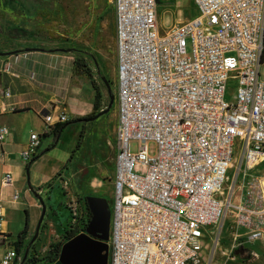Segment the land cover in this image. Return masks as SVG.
<instances>
[{"label": "built area", "instance_id": "1", "mask_svg": "<svg viewBox=\"0 0 264 264\" xmlns=\"http://www.w3.org/2000/svg\"><path fill=\"white\" fill-rule=\"evenodd\" d=\"M192 1L198 14L162 33L159 0H111L118 120L109 264H217L220 240L209 259L205 241L227 214L235 229L224 251L230 259L236 249L264 241V79L257 59L264 0ZM229 78L238 80L233 103L225 99ZM42 116L48 128L69 121L66 113ZM8 133L0 128L1 142ZM236 138L245 164L223 199ZM41 146L42 135L32 132L23 161L29 163ZM13 180L6 173L3 185ZM62 181L70 191L69 179ZM68 195L70 230L87 233L86 202ZM19 197L16 192L13 199ZM4 216L0 201V226ZM34 256L42 258L32 247L25 259L10 248L0 264H32L26 260Z\"/></svg>", "mask_w": 264, "mask_h": 264}, {"label": "rangeland", "instance_id": "2", "mask_svg": "<svg viewBox=\"0 0 264 264\" xmlns=\"http://www.w3.org/2000/svg\"><path fill=\"white\" fill-rule=\"evenodd\" d=\"M196 14L197 10L192 0H159L160 31L165 33L173 25L186 22ZM33 49L57 51L66 60L67 65L70 62L73 64L76 57L82 59L105 90L106 103L103 110L107 109V112L94 121L69 125L62 133L57 145L45 153L47 156L35 165L32 171L30 169L27 171V163L24 162L26 170L24 183L26 182L29 186L38 181L41 182L42 188L40 189L47 188L49 200L54 205L51 216L61 225L60 230L65 229L71 216L68 209L70 203L68 194L70 191L77 192L76 189L79 188L82 192H90V196L94 193L96 197L106 200L112 216L115 198L118 105L116 102L117 49L111 0H0V53H6L0 55V59L5 62L10 59L9 65H11L16 62L15 59L19 55H28V52ZM3 64L6 65V63ZM261 70L264 79V64ZM237 92L238 80L229 78L225 99L230 103L236 102ZM32 117L33 121L39 125L38 127L43 130L46 123L42 114L34 109ZM34 130H37L36 127ZM30 133L27 134L28 138ZM41 135L44 148H46L52 142V137ZM81 135H83L81 146L76 149ZM150 148L154 149L153 143L150 144ZM137 150L138 143L135 141L132 143V151ZM242 150V142L236 138L235 159L229 173V180L224 187L223 199H227L230 194L234 177L242 161ZM73 152V158L66 167ZM244 164L242 162L241 168ZM55 168H61L62 173L70 179V191L64 188L63 177L60 174L52 176ZM261 168L264 169V165ZM256 172L257 169L252 170L251 174H256ZM93 177L99 179L100 185H103L99 187L94 184V187H99L97 190L90 188V181ZM237 192L238 189L235 194ZM89 195L77 194L81 198ZM233 201L237 202L235 196ZM233 226L234 217L227 214L223 223L209 229V235L212 238L205 241L208 245L205 250L208 259L214 250L215 241L219 239L220 246L216 247L214 257L217 264H246L248 260H256L251 254L244 255L243 261L232 260L228 253L224 254V251L228 252L231 246L232 235L229 231ZM42 227L45 226L41 224L38 232L42 230ZM49 233L50 236H47V233L42 235L43 244L38 251L40 255H45L52 245L58 243V235L61 237L63 235V233L56 235L51 231ZM253 247L258 252H262V241H255ZM259 262L251 264H259ZM51 264L61 263L57 260Z\"/></svg>", "mask_w": 264, "mask_h": 264}, {"label": "crops", "instance_id": "3", "mask_svg": "<svg viewBox=\"0 0 264 264\" xmlns=\"http://www.w3.org/2000/svg\"><path fill=\"white\" fill-rule=\"evenodd\" d=\"M15 60V63L9 65L11 63L10 59L7 62L0 59V128L6 126L9 130L5 140L0 141V201L5 211L0 226V261L8 249L14 248L13 243L25 227L27 214L29 232L25 240L26 245L36 235L43 215V207L46 208V213L41 222L42 226L45 227H42L36 241L30 246L36 252L43 244L42 235L44 233L50 236L49 232L51 231L57 235L63 233L64 230V228L60 230L61 225L59 222L52 219L51 211L54 205L49 200L50 196L47 195V188L40 189L42 188L40 186L41 182L38 181L29 184V186L26 185V182L24 183L26 170L22 153L30 139V136L27 137L28 132L46 133L48 135L52 128H48L46 124L43 130L39 128V125L33 121L32 112L37 109V113L52 114L55 117L60 113H66L70 121L92 113L96 96L92 81L86 76L75 75L73 64L70 62L67 65L66 60L57 51L33 49L28 52V55H19ZM3 63H6V65ZM93 80L101 90V110H103L106 103L104 100L106 93L103 86L98 83L96 76H93ZM7 90L11 92V97L5 96ZM11 106L16 108L14 112L9 110ZM34 127L37 129L36 131ZM44 146L42 141L39 152ZM45 156L47 154H43L36 160L31 165L30 170L32 171L33 167ZM6 173L13 174L12 185H3V178ZM52 173V176L60 174L63 178L69 179L62 173L61 168H55ZM72 181L74 182V180ZM99 182H101L99 179L93 177L90 181L91 190H93L92 188L97 190L102 187L103 185L101 186ZM94 184L99 187H94ZM76 190L78 193L75 192V195L79 193L90 194V192H82L81 188ZM16 192L20 194V197L14 200L13 196ZM39 196L43 199L44 206ZM91 196L96 197L94 193ZM229 233H231L233 241L235 229L232 228ZM58 236L57 240L59 242L61 236ZM261 241L262 252H258L253 247L254 243L245 245V253L248 256L251 254L256 259L248 260L246 264L259 261V264H264V241ZM26 247L20 254L22 258ZM232 260L243 261L240 255H235Z\"/></svg>", "mask_w": 264, "mask_h": 264}, {"label": "water", "instance_id": "4", "mask_svg": "<svg viewBox=\"0 0 264 264\" xmlns=\"http://www.w3.org/2000/svg\"><path fill=\"white\" fill-rule=\"evenodd\" d=\"M6 53H0L5 55ZM106 110L101 111L99 115H103ZM86 202L92 213V219L88 225L87 233H81L66 241L60 250L58 261L61 264H109V244L111 212L106 200L100 197H86ZM46 213L43 207V221ZM40 222V225H41ZM38 226V230L39 227ZM38 230L32 241L38 237ZM28 248L25 253L26 258ZM246 252L245 247L235 250V255L243 256Z\"/></svg>", "mask_w": 264, "mask_h": 264}, {"label": "trees", "instance_id": "5", "mask_svg": "<svg viewBox=\"0 0 264 264\" xmlns=\"http://www.w3.org/2000/svg\"><path fill=\"white\" fill-rule=\"evenodd\" d=\"M261 63L264 64V33H263V50H262V54H261ZM73 69H74L73 72H74L75 75L86 76L92 81L93 87H94V89L96 91L95 103H94L93 111L89 115H87L85 117H82V118L73 119V120H70V121L65 122V123H56L51 128V132L48 135L46 133H44L43 134L44 137H52V142L46 148L42 149L37 155H35L33 157V159L29 163L26 164L27 171H29L31 165L36 160H38L43 154L49 152L50 150H52L57 145L62 133L65 131V129L69 125L74 124V123H83V124H85V123H88L90 121H94L95 119H97L100 116H102V115H99L101 113L100 110H101V107H102V93H101V90H100L99 86L97 85V83L93 80V75H92V72H91L90 68L88 67V65L84 61H82V59H80L79 57H76L74 59V61H73ZM82 137H83V135H81L80 141H79L76 149H78L81 146ZM74 152H73L71 158L69 159L66 167L68 166V164L70 163L71 159L73 158ZM40 200H41V202H42V204L44 206V201H43V199L41 197H40ZM81 200H85V202H86V198H81ZM85 205H86V210L88 211V221L90 223V221L92 219V213H91V211L89 209V206H88L87 202H86ZM28 232H29V218H28V214H27L25 227L20 232V234L18 235L17 240L13 243V246H14L15 250L18 253V256H20L21 252H23V249L26 246L25 240H26V237L28 235ZM76 234H77L76 231L70 230V222H68L67 226H65V229H64L63 235L61 237V240L58 243H56L55 245H52L50 247V249L47 251V253L45 255L41 256L42 257L41 259H37L35 256L32 259H29V257H28L26 262L29 261L32 264H37L39 262H42V264H51L52 262L57 261L58 258H59V255H60V250H61L62 245L66 241H68L71 238L75 237ZM32 239L27 244V247H30L32 244H34V242L36 241L37 238L35 240H33V241H32ZM240 257L245 258L244 255L240 256ZM23 264H25V262Z\"/></svg>", "mask_w": 264, "mask_h": 264}, {"label": "bare ground", "instance_id": "6", "mask_svg": "<svg viewBox=\"0 0 264 264\" xmlns=\"http://www.w3.org/2000/svg\"><path fill=\"white\" fill-rule=\"evenodd\" d=\"M263 33H264V4L261 6V8H259L258 44H263ZM262 50H263V48L257 49V59H261Z\"/></svg>", "mask_w": 264, "mask_h": 264}, {"label": "flooded vegetation", "instance_id": "7", "mask_svg": "<svg viewBox=\"0 0 264 264\" xmlns=\"http://www.w3.org/2000/svg\"><path fill=\"white\" fill-rule=\"evenodd\" d=\"M112 209H113V208H112ZM87 222H88V223H87V228H88V225H89V221L87 220ZM244 255H247V253H245Z\"/></svg>", "mask_w": 264, "mask_h": 264}]
</instances>
